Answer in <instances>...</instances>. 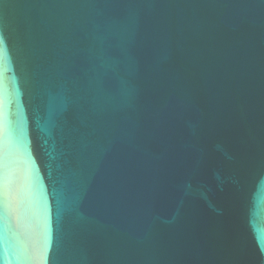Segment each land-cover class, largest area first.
<instances>
[{"label":"water","instance_id":"1","mask_svg":"<svg viewBox=\"0 0 264 264\" xmlns=\"http://www.w3.org/2000/svg\"><path fill=\"white\" fill-rule=\"evenodd\" d=\"M0 264H264V0H0Z\"/></svg>","mask_w":264,"mask_h":264},{"label":"snow or ice","instance_id":"2","mask_svg":"<svg viewBox=\"0 0 264 264\" xmlns=\"http://www.w3.org/2000/svg\"><path fill=\"white\" fill-rule=\"evenodd\" d=\"M2 44H3V38L0 37V45H2Z\"/></svg>","mask_w":264,"mask_h":264}]
</instances>
